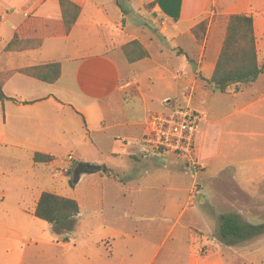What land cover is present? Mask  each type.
Returning a JSON list of instances; mask_svg holds the SVG:
<instances>
[{"label":"crops","instance_id":"obj_1","mask_svg":"<svg viewBox=\"0 0 264 264\" xmlns=\"http://www.w3.org/2000/svg\"><path fill=\"white\" fill-rule=\"evenodd\" d=\"M70 1L81 11L68 35L47 37L38 49L5 51L14 31L27 17L59 20L61 13L58 0H0V73L49 63L60 64V75L54 83L15 72L2 86L7 99L0 101V115L4 121V127L0 124V146L29 149L34 154L49 155L54 159L37 164L33 162V154L34 166H53L56 160L53 152L40 149L41 137L57 146L69 143L75 151L78 147L76 139L85 142V135L94 137L96 134H104L100 143L108 150L100 151L113 159L128 158L133 166L150 161L156 155L145 154L140 140L148 116L159 112L148 107L147 98L165 104V112L172 107L168 97L161 99L146 94L152 85L147 83L161 82L166 89L179 87L184 100L185 91L192 88L197 90L194 97H202L206 102L207 98L220 93L204 89L196 73L205 79L212 75L228 17L235 14L250 16L255 41L262 39L264 42V0H139L138 11L150 14L151 25H156L154 28L136 24L134 20L129 23L125 13L134 10L130 6L126 9L114 0L116 9L95 0ZM132 1L125 0L124 4L131 5ZM151 3L154 6L148 13L144 6ZM206 19L204 42L198 45L191 29ZM217 26L221 31L213 38L211 33ZM185 38L189 48L180 44ZM133 40H137L149 56L129 64L122 47ZM132 79L135 82L130 85ZM136 99L140 100L142 107L138 109L139 115L131 118L126 115V104H134ZM131 108L133 110L135 106ZM242 112L244 108L235 110L237 114ZM202 114L211 115L206 109ZM206 134L200 128L196 151L198 163L207 168L208 152L203 144ZM72 158V163L104 165L95 158ZM120 169L117 165L110 170L121 180L96 173L114 180L122 191L113 196L114 203H108L107 209L104 208V194L93 198L90 212L99 216L100 221L98 226L94 225L83 235V264H154L164 247V255L158 264H223L217 262L218 256L213 253L202 254L201 237L195 236L191 230L194 217L180 226L181 232L173 235L179 220L194 205L193 183L175 184L168 179L165 182V177H156L154 180H160L157 187L161 188L156 192L154 188L141 187L146 183L145 176L132 177ZM64 177L62 173L51 176L47 182L51 183L50 190L39 192L34 208L43 192L68 198L62 192L67 181H59ZM132 186L140 189L133 191ZM139 209L149 217L138 219ZM21 212L25 213L23 209ZM30 215L34 216V210ZM141 224L152 235L154 231L165 234L156 247L154 242L150 246L148 239L141 236L138 229ZM18 226L24 230L29 228L24 219ZM72 233L73 239L64 242L65 246L78 241L77 233ZM172 235L175 242L169 244Z\"/></svg>","mask_w":264,"mask_h":264},{"label":"rangeland","instance_id":"obj_2","mask_svg":"<svg viewBox=\"0 0 264 264\" xmlns=\"http://www.w3.org/2000/svg\"><path fill=\"white\" fill-rule=\"evenodd\" d=\"M95 1L100 4L108 3L116 9L112 0ZM118 3L126 9L130 6L134 10L125 13L129 23L134 20L136 24L149 28L156 26L151 25L150 14L138 11L139 0H133L131 5H125V0H118ZM146 10L150 13L152 9ZM206 21L208 25V20ZM218 27L211 33L213 38L218 35L219 30L221 31V27L220 29ZM204 34L206 35V32ZM203 42L204 39L197 44L202 45ZM180 44L184 48L190 47L186 38ZM256 44L257 60L262 64L264 42L260 39ZM177 53L179 54V51ZM163 60L165 61V55ZM178 65L175 61V66ZM189 65L194 67L193 64ZM196 78L202 87L208 90L204 86L205 83L198 76ZM148 84L152 85L145 91L146 94L161 99L168 97L167 100L171 101L168 103L172 108L188 107L201 114L200 128L207 133L203 144L208 152V161L205 162L208 167L205 165L203 167L197 161L199 137L197 165L194 167L172 153L156 155L150 161L140 162L136 166L131 165L128 158L113 159L111 155L100 151L108 150L100 143V137L104 134H96L94 137L85 135V142L76 139L78 147L75 151L69 143L57 146L41 137L40 149L53 152L56 158L54 165L49 167L34 166L32 162L34 153L29 149L0 146V264H83L81 259L83 249L81 244L82 240H85L83 235L88 233L91 227L94 228V225L98 226L100 221L99 216H93L90 212L93 209V198L104 194V208L107 209L106 205L114 203L113 196L122 189L114 180L100 174L83 175L77 185L70 186L68 181L71 180L72 170L76 165L67 160L69 154L76 159L83 156L101 160L102 164L110 169L119 165L121 171L132 177L143 175L146 177V183L141 184V187L154 188L156 192L161 191V188L157 187L160 180H154L156 177H165V182L168 179L175 184L193 183L191 193L195 194L194 205L179 220L180 223L173 235L181 232L180 226L185 225L190 217H194L191 230L195 236L201 237L200 241L204 245L201 248L202 254L213 253L218 256L217 262L223 264H264V234L235 246L224 245L218 234L220 214L234 215L240 222L250 226L264 224V72L254 83L238 86L237 92L232 86L226 95L215 94L207 98L206 102H203L202 97H194L197 90L192 88L185 91L184 96L188 101L186 103L180 95L179 87L166 89L164 83L154 81ZM147 105L159 113L165 112V104L155 102L153 99L151 101L147 98ZM126 106V115L132 118L139 115L138 109L142 104L136 99L134 104L128 103ZM131 106H135V109L132 110ZM242 108L244 112L235 113L236 109ZM205 109L211 115H203ZM0 116V124L4 127L3 117ZM111 140L113 142V138ZM67 163L70 164L68 168ZM60 173L66 178L59 181H67L63 186V194L76 200L79 205V214L72 227V231L77 233L79 239L70 246H65L62 241L64 232L55 233L51 224L30 215L39 192L50 190L51 183L47 182L51 176ZM131 188L133 191L140 189L137 186ZM21 209L25 213H22ZM141 217L149 216L144 210L139 209L138 219ZM22 219L27 222V227L29 225L26 230L18 226ZM145 228L147 227L144 224L138 226L141 236L148 239L150 246L154 242L156 247L165 234H157L154 231L152 235L146 232ZM72 234L68 236V241L73 239ZM93 234L95 237L94 232ZM173 235L168 240L169 244L175 242ZM164 252L165 247L160 251L154 264L159 263Z\"/></svg>","mask_w":264,"mask_h":264},{"label":"trees","instance_id":"obj_3","mask_svg":"<svg viewBox=\"0 0 264 264\" xmlns=\"http://www.w3.org/2000/svg\"><path fill=\"white\" fill-rule=\"evenodd\" d=\"M114 2L118 4V0H114ZM58 5L61 13L59 20L27 17L25 22L14 31L5 51L38 49L47 37L68 35L81 9L70 0H58ZM153 6L154 3H151L145 5L144 8L153 9ZM206 28L207 21L203 20L191 29V34L196 42L203 41ZM122 51L129 64L149 56L137 40L125 44ZM15 72L45 83H54L60 75V64L49 63L0 73V101L7 99L2 93V86ZM263 72L264 62L259 64L257 61L253 20L250 16L235 14L230 15L227 19L222 47L212 75L208 79L201 75L197 76L205 83L204 86L213 93L225 94L232 86L237 92L238 86L254 83ZM53 160V157L49 155L36 153L33 156V162L37 164H46ZM104 175L121 180L119 175L110 169H106ZM68 184L74 186L71 180L68 181ZM78 214L79 205L76 200L49 192L41 193L34 208L35 218L51 224L55 233L64 232V236H62L64 242L68 241V236L73 232L72 227ZM218 219V234L221 242L226 246H235L264 234V224L250 226L240 222L236 216L227 214H220Z\"/></svg>","mask_w":264,"mask_h":264},{"label":"built area","instance_id":"obj_4","mask_svg":"<svg viewBox=\"0 0 264 264\" xmlns=\"http://www.w3.org/2000/svg\"><path fill=\"white\" fill-rule=\"evenodd\" d=\"M130 85L135 80L129 81ZM202 116L188 107H175L163 113H151L145 123L140 146L147 155L172 153L186 164L197 165L196 150ZM72 161V156L67 157Z\"/></svg>","mask_w":264,"mask_h":264},{"label":"water","instance_id":"obj_5","mask_svg":"<svg viewBox=\"0 0 264 264\" xmlns=\"http://www.w3.org/2000/svg\"><path fill=\"white\" fill-rule=\"evenodd\" d=\"M106 167L104 165L89 164V163H78L72 170L71 181L74 185L79 182L82 175H92L96 173H105Z\"/></svg>","mask_w":264,"mask_h":264}]
</instances>
